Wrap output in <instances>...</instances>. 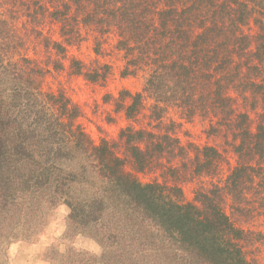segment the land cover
<instances>
[{
    "label": "rangeland",
    "instance_id": "1",
    "mask_svg": "<svg viewBox=\"0 0 264 264\" xmlns=\"http://www.w3.org/2000/svg\"><path fill=\"white\" fill-rule=\"evenodd\" d=\"M13 11L8 14V23L0 27V36L7 35V41H2L0 46V82L17 101L15 112L20 121L29 127L39 122L47 127L42 138L45 145L55 147L51 156L65 169L80 174L81 181L72 185L50 183L45 175L28 169L21 173L14 169L12 175L0 173V264H184L177 262L178 257L183 259L177 245L153 222L140 215L123 213L105 201L93 146L102 139L108 140L124 159L126 172L143 182L157 181L180 188L182 198L192 201L198 188L224 187L239 162L236 152L240 141L236 138L239 113L248 112L250 119L245 125L255 132L258 123H264V93L256 94L255 87H249L254 92L240 84L232 68L246 69L244 65L235 67L238 62L234 60L231 70L217 69L216 62L220 60L210 61L200 52V69L190 76L191 82L186 84L184 92L194 94L190 109L180 110L169 103L171 109L162 119L165 130L176 128L183 150L156 157L139 172L134 169V159L126 150L120 132L129 125L140 128L157 123L151 108L154 99L148 92V79L161 63H155L157 54L140 56L143 63H139L138 68L130 67L136 68L133 74L124 75L128 64L126 50L116 47L120 37L115 32L100 33L102 29L92 24L80 25L82 39L68 46L67 59H62L63 56L52 46L47 47L44 40L49 33L59 38L57 25L48 22L37 28L29 22V17ZM107 36L104 41L103 37ZM100 40L104 42L98 54ZM73 57L83 61L89 69L106 71V77L90 82L73 74ZM35 68L43 81L42 91L64 94L70 101V109L78 107L74 127L76 130L81 126L84 132L78 129L76 136L72 135L56 116L47 113L51 100L46 96L43 99L30 80L36 75L32 72ZM27 71L29 75L25 74ZM224 73L229 74L230 80L222 77ZM126 92L143 93V102L132 119L126 118L122 106L123 97H126V105L131 102ZM217 95L227 103V109L232 106L231 114L223 110L221 102L216 100ZM172 123L177 124L176 127ZM203 147H213L220 155L213 157L216 158L213 166L197 172L196 156L202 154ZM251 155L254 157L251 163L261 166L255 172L259 176L246 186L247 208L232 217L238 218L250 233L245 242L248 259L253 264H264V152L260 150L255 156ZM223 191L225 193V189ZM175 193L178 192L175 190ZM230 203L227 196L228 212ZM74 205L80 214L77 220L73 219Z\"/></svg>",
    "mask_w": 264,
    "mask_h": 264
},
{
    "label": "trees",
    "instance_id": "2",
    "mask_svg": "<svg viewBox=\"0 0 264 264\" xmlns=\"http://www.w3.org/2000/svg\"><path fill=\"white\" fill-rule=\"evenodd\" d=\"M13 9L29 17V22L37 28L48 22L59 27V38L49 33L44 40L47 47L52 46L63 56L62 59H67L68 46H74L82 39L80 25L92 24L102 29L98 31L100 33L110 35L115 32L120 37L116 47L126 50L128 64L124 75L133 74L138 64L143 63L140 56L146 58L152 52L157 54L155 63L161 62L160 67L148 79L147 89L154 99L151 108L157 123L140 128L129 125L120 132L126 150L134 159V169L139 172L144 171L154 158L183 150L176 128L165 130L162 119L171 109L169 103L180 110L183 107L190 109L194 94L185 95L184 92L186 84L191 82L190 76L200 69V52L210 61L220 60V63L216 62L217 69L231 70L234 62H238L235 67L244 65L246 69L232 68L233 74L240 78V84L246 90L252 91L249 87H255L256 94L264 93V0H0V27L8 23V14ZM103 38L105 41L109 36ZM2 41H7L6 33L0 36V46ZM104 41L97 42L98 54ZM131 66L137 67L133 70ZM72 67L73 74L90 82H98L107 74L99 69H89L75 57ZM250 71L252 75L248 74ZM28 72L25 74L29 75ZM32 72L36 75L31 82L36 84L43 99L46 96L51 100L47 113L56 116L72 135L76 136L78 129L84 132L81 126L76 130L74 127L78 107L70 109V101L64 94L42 91L43 81L37 74L38 69ZM224 74L221 76L230 80L229 74ZM125 95L131 97L128 105L126 97L122 100L126 118H135L143 102V93L126 92ZM14 100L11 91L0 82V173L12 175L14 169L20 173L28 169L34 174L45 175L50 183L72 185L81 181L80 174L65 169L51 156L55 147L45 145L42 138L47 127L40 122L29 127L20 121ZM216 100L221 102L227 114L232 113V106L227 109L222 97L217 95ZM55 104L60 106L54 107ZM249 119L248 112L239 113L236 138L240 141L235 144L239 162L224 187L198 188L192 201L182 198L180 188L133 177L124 170V159L112 144L102 139L100 144L93 146V152L97 176L104 185L101 193L105 201L123 213L140 215L153 222L179 248L178 254L183 259L178 257V263L253 264L245 247L250 233L238 218L232 217L247 208L246 186L259 176L255 172L261 166L257 167V162L251 163L254 158L251 154L264 152V123H258L256 131L252 132L245 125ZM219 155L213 147H203L202 154L196 156L197 172L213 166L216 160L213 157ZM13 164H16L14 168ZM227 196L231 199L230 212L227 211ZM73 210V219L77 220L80 216L78 207L74 205Z\"/></svg>",
    "mask_w": 264,
    "mask_h": 264
}]
</instances>
